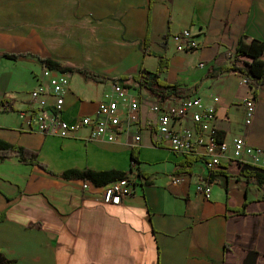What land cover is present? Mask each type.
<instances>
[{
  "label": "crops",
  "instance_id": "crops-1",
  "mask_svg": "<svg viewBox=\"0 0 264 264\" xmlns=\"http://www.w3.org/2000/svg\"><path fill=\"white\" fill-rule=\"evenodd\" d=\"M183 29L197 48L176 49L174 36ZM241 35L264 41V0H0V139L36 152L40 163L0 159L6 258L13 264H264V185L240 176L231 156L221 160L226 173L211 179L200 156L186 155L197 158L190 173H176L185 156L157 144L158 115L150 109L166 99L129 87L139 100L141 128L115 141L88 139V129L52 136L21 118L36 109L30 92L44 68L39 59L69 68L62 116L71 122L93 114L110 79L141 67L156 71L163 56L161 77L184 90L169 100L200 97L215 113L221 140L239 135L264 150V86L246 124L244 100L252 88L237 71L215 75L235 61ZM172 126L195 130L190 113ZM81 169L124 171L135 180L133 193L117 205L104 202L101 187L84 189L82 179L63 175ZM175 175L185 181L175 185ZM199 181L210 184L209 199L196 192ZM243 206V213L235 211Z\"/></svg>",
  "mask_w": 264,
  "mask_h": 264
},
{
  "label": "built area",
  "instance_id": "built-area-1",
  "mask_svg": "<svg viewBox=\"0 0 264 264\" xmlns=\"http://www.w3.org/2000/svg\"><path fill=\"white\" fill-rule=\"evenodd\" d=\"M177 44L176 49L187 51L197 48V41L188 29H183L174 36ZM202 67L203 63H198ZM112 81L102 99L95 105L92 115H82L68 122L62 116V105L67 87H69V74L49 67H44L38 79V84L31 90V96L35 103L34 111L23 112L21 118L28 128L52 136H71L82 129H88V139H105L115 141L121 134H129L132 129L141 128L139 114V100L131 95L129 87ZM50 99H53L50 102ZM217 99L215 98V101ZM247 117L246 124H250L251 116L255 108L253 98L244 100ZM200 97L187 96L173 101L166 99L151 105V111L157 113L155 128L158 133L157 144L166 145L179 155L200 156L203 158L207 168L214 169L221 163L222 159L230 156L264 166V150L254 148L246 143L242 136H235L230 143H226L218 137L213 127L215 113L205 108ZM190 113L195 125V130L184 129L177 131L172 122L179 120ZM131 134V133H130ZM140 135L134 133L133 142H139ZM185 181V176L172 177V183L180 184ZM134 178L128 175L101 187L102 200L113 205L120 204L122 198L129 197L133 193ZM84 189L90 187L88 182H83ZM197 193L206 199L210 198V184L207 181H199L195 185Z\"/></svg>",
  "mask_w": 264,
  "mask_h": 264
},
{
  "label": "trees",
  "instance_id": "trees-1",
  "mask_svg": "<svg viewBox=\"0 0 264 264\" xmlns=\"http://www.w3.org/2000/svg\"><path fill=\"white\" fill-rule=\"evenodd\" d=\"M12 59H25L23 54H2ZM243 59L241 65L235 64V61L240 58ZM43 67H49L61 72L68 71L69 68L62 66L61 64L54 62L52 59H39ZM235 61L230 66H221L216 74L226 73L229 71H237L241 73L245 82L252 88V98L254 99L258 89L264 86V41L258 38L248 37L241 35L238 39L235 47ZM167 62L163 56H159L158 69L156 71H148L145 67H141L139 73L130 76H120L118 78H112L111 81L122 82L125 86L134 89H143L159 99H168L171 97H181L183 89L176 84H169L161 77L162 72L166 70ZM97 77V76H96ZM131 82V84H130ZM10 156H17L22 163L40 165L36 152L28 150L27 148L20 147V145L10 144L5 140L0 139V159H6ZM130 160L133 164L138 162L137 150L134 148L130 153ZM197 158L192 156H185L179 163V169L176 173L189 174L190 169L194 161ZM237 163L240 176L254 178L256 185H264V166L254 165V163L242 162L238 159L232 160ZM228 169L227 165L220 163L210 170L209 178L222 173L225 174ZM63 175L73 176L75 178L82 179V182H88L92 186L103 187L110 182H114L127 175L126 172L121 170H71L63 172ZM210 179H207L210 182ZM238 213L244 212V206L239 209H235ZM4 219L3 213L0 214V220ZM0 264H13L12 259L6 258V256L0 251Z\"/></svg>",
  "mask_w": 264,
  "mask_h": 264
}]
</instances>
